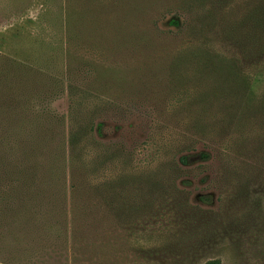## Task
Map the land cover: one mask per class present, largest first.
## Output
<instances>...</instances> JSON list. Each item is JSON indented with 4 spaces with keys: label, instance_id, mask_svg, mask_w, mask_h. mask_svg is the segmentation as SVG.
I'll list each match as a JSON object with an SVG mask.
<instances>
[{
    "label": "rangeland",
    "instance_id": "1",
    "mask_svg": "<svg viewBox=\"0 0 264 264\" xmlns=\"http://www.w3.org/2000/svg\"><path fill=\"white\" fill-rule=\"evenodd\" d=\"M0 264H264V0H0Z\"/></svg>",
    "mask_w": 264,
    "mask_h": 264
},
{
    "label": "trees",
    "instance_id": "2",
    "mask_svg": "<svg viewBox=\"0 0 264 264\" xmlns=\"http://www.w3.org/2000/svg\"><path fill=\"white\" fill-rule=\"evenodd\" d=\"M103 125H101V127H102Z\"/></svg>",
    "mask_w": 264,
    "mask_h": 264
}]
</instances>
